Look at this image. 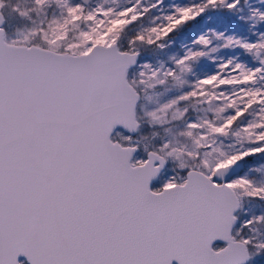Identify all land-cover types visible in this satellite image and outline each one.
Wrapping results in <instances>:
<instances>
[{
  "label": "snow or ice",
  "instance_id": "6c2138e0",
  "mask_svg": "<svg viewBox=\"0 0 264 264\" xmlns=\"http://www.w3.org/2000/svg\"><path fill=\"white\" fill-rule=\"evenodd\" d=\"M161 2L0 0V264H250L264 255L261 169L233 174L264 157V32L254 42L212 32L170 67L141 62L206 12L247 6L238 19L256 28L264 7L197 0L136 31ZM5 10L20 26L9 29ZM213 41L253 67L229 58L186 86L218 51ZM158 88L175 94L138 111Z\"/></svg>",
  "mask_w": 264,
  "mask_h": 264
},
{
  "label": "rangeland",
  "instance_id": "374dc122",
  "mask_svg": "<svg viewBox=\"0 0 264 264\" xmlns=\"http://www.w3.org/2000/svg\"><path fill=\"white\" fill-rule=\"evenodd\" d=\"M13 2H16V0H13ZM92 2L93 4H95L96 0H92ZM152 3H154V0H143V6L145 7H151ZM195 3H197V0H162V2L157 8L152 9L150 13L146 17H144L143 22L141 24H138L135 30L141 31L144 28L152 26L153 23L161 24L164 22L163 17L172 14L175 8H183L191 6ZM249 3L256 6V0H249ZM116 4L120 6L126 5L127 0H116ZM219 13L220 10L209 11L201 17H198L196 21L190 24V26H184V28H186V31H180L177 34L172 35L165 42V47L163 50H152L149 52L144 51L141 55V62H147L151 64L153 68H160L161 65H163L165 68L170 67L172 64V58H178L182 56L186 51H188V49L192 47L193 40H195L198 36L204 34H208L210 36L212 32H224L226 36H233L234 38L244 39L250 42H254L257 38V35L260 32H264V25H259L256 28H250L249 24L245 23L243 20L238 19V17H244L245 19L248 17L249 10L247 6H243L241 10L236 14L231 13V15H235L238 20L243 22V27L242 29H240L238 34H234L235 31L227 33L225 30V26H223V28H221L220 30L216 29V27L211 22L216 18V15ZM5 16L6 24L10 30H14L16 27L20 26V22H18L15 18L10 17L7 13V10H5ZM185 33L191 34V37H187ZM220 43L221 42L213 41V44L210 47H218V51L215 53H210L208 58L201 60V62H207L211 66H209L207 69L203 70L200 73L195 72L192 68V72L185 78L186 86L188 84L194 83L197 79H202L204 78V76L212 74L218 64L226 62L229 58H232L236 62L244 63L249 67H253V61L251 57L246 55V57L244 58L241 54V51L237 49L235 50L236 52L233 54H221L219 52L221 48L219 47ZM173 94H175V89H172L171 91H165L164 88H158L154 92L150 91L147 93V95L152 96V101L142 99L140 105L138 106V109L141 112L151 109L155 106L156 103H163L169 98V96ZM198 112L199 111H197L196 114H198ZM200 114L203 115V113ZM243 166L244 168L240 172V174L247 172L249 169L252 168H260L261 172L254 173L253 175H255L257 179L264 177V157H257L252 160L246 161L243 163ZM258 210L260 209L256 206L250 204L243 205V211L252 213ZM261 238H264V230L261 231ZM263 261L264 256L261 255L255 257L250 262V264H262Z\"/></svg>",
  "mask_w": 264,
  "mask_h": 264
},
{
  "label": "trees",
  "instance_id": "16d2710c",
  "mask_svg": "<svg viewBox=\"0 0 264 264\" xmlns=\"http://www.w3.org/2000/svg\"><path fill=\"white\" fill-rule=\"evenodd\" d=\"M256 6L264 7V5H257V4H256ZM211 23L216 27L217 30H220L221 28H223V26H225V30L227 33L235 31L234 34L235 33L238 34L240 29H242V27H243V22L238 20L235 15H231V13H228V12H225L222 10H220V13L216 15V18ZM187 26H190V24ZM180 31H186V28L183 27L180 30H177V32L175 34H177ZM185 35L187 37H191V34H189V33H185ZM235 50L236 49H224L221 47L219 52L221 54H224V53L233 54L236 52ZM237 50L241 51L240 49H237ZM147 51L149 52L152 50H147ZM241 54L243 55L244 58L246 57V55L242 51H241ZM209 66H211L209 63L200 61L199 63H197L193 66V70L195 72L200 73L203 70L207 69ZM138 111H139V109H138ZM196 113H194V114L195 115H202V114H200V112H198V114H196ZM143 131H144V133L149 132L148 129H144ZM263 263H264V261H263Z\"/></svg>",
  "mask_w": 264,
  "mask_h": 264
},
{
  "label": "water",
  "instance_id": "95a60500",
  "mask_svg": "<svg viewBox=\"0 0 264 264\" xmlns=\"http://www.w3.org/2000/svg\"><path fill=\"white\" fill-rule=\"evenodd\" d=\"M244 166L243 163L237 167V169L234 170L233 174L238 175L243 170ZM20 260L23 262V257L20 258ZM26 264V262H24Z\"/></svg>",
  "mask_w": 264,
  "mask_h": 264
},
{
  "label": "flooded vegetation",
  "instance_id": "af4514ba",
  "mask_svg": "<svg viewBox=\"0 0 264 264\" xmlns=\"http://www.w3.org/2000/svg\"><path fill=\"white\" fill-rule=\"evenodd\" d=\"M157 186H158V182H154L153 185H152L153 188H155Z\"/></svg>",
  "mask_w": 264,
  "mask_h": 264
}]
</instances>
